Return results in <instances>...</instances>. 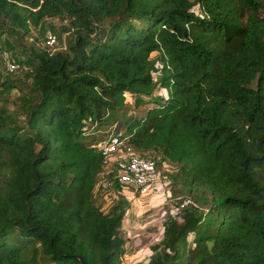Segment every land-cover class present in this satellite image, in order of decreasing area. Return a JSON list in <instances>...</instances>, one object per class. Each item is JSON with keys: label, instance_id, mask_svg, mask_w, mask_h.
<instances>
[{"label": "trees", "instance_id": "16d2710c", "mask_svg": "<svg viewBox=\"0 0 264 264\" xmlns=\"http://www.w3.org/2000/svg\"><path fill=\"white\" fill-rule=\"evenodd\" d=\"M53 18L75 38L32 46L23 79L0 51V95L17 88L25 119L0 107V264H122L125 186L108 203L100 188L99 144L118 129L174 167L167 197L204 207L179 210L148 264H264V0H0L21 45Z\"/></svg>", "mask_w": 264, "mask_h": 264}, {"label": "rangeland", "instance_id": "374dc122", "mask_svg": "<svg viewBox=\"0 0 264 264\" xmlns=\"http://www.w3.org/2000/svg\"><path fill=\"white\" fill-rule=\"evenodd\" d=\"M198 11L197 6H194L192 8V12L195 13ZM5 29V32L0 37V51L1 56L6 57L11 62H14L19 65V69L15 72H8L6 71L4 65L3 68L5 69V77L9 80H17V79H23L24 75L27 71L30 70L32 66V59L30 58V49L32 46L34 47H47L46 45V35L48 33L53 34L57 40V44L54 47L53 50H63L67 45L73 41L75 38V35L72 33V31L68 30V25L66 21L53 18V19H47L45 20L41 27L36 30L32 31L31 36L26 37L23 39L24 45H21L19 41H21L20 38H18L16 35H12L11 32L7 28H1ZM160 65L157 63L153 65V73L156 76L159 75V67ZM19 85L22 87L23 85L19 83ZM24 91L27 90L26 86L22 87ZM161 94L164 93L162 90L160 92ZM18 96H19V90L17 88H13L12 91L9 94L0 95V107L4 106L9 113L13 114L14 116H17V118L20 120V122H24V115L20 113L19 108L17 107L18 103ZM144 107L139 108H131L128 111L127 118L132 116H139L143 114ZM110 126L104 125L97 129L95 133H91L86 137V140L89 141L92 138H99L103 139L106 136V133L108 132ZM159 172L161 175V183L160 186L155 189V192H157V199L156 201H150L146 199V195L141 196H135L133 199L135 203L131 202V215L135 219H147L151 224L154 222L155 218L160 219L159 222L161 223V227L163 228V234L159 235L157 234V231H150V229H147L146 231L143 230V236L147 235H159L161 236L159 239L155 237L156 241H154V245L156 246L154 248V251L158 252L161 250L162 242L164 239V229L166 227V224L171 221L172 219H179L180 220V212L178 210L176 201L170 197H167V195H171V192L176 195V190L179 188V185L175 183V170L173 166H168L165 164L163 167H159ZM104 179V178H103ZM102 179V180H103ZM124 191L127 193L128 188L123 187ZM123 191L121 188L118 189V192ZM99 195L96 197V202H100L102 206H104V201L100 197V194H102L101 189L98 190ZM133 193V192H132ZM131 193V194H132ZM183 193V192H181ZM193 200L196 204V209L198 212L203 211V206L201 205V200L197 199L196 197H193ZM106 206L105 208H107ZM162 208V210H161ZM167 209V210H163ZM136 214V215H135ZM180 215V216H179ZM152 219V220H151ZM151 220V221H150ZM135 223V222H134ZM142 234V233H141ZM139 243L140 247H144L146 245H149V242L153 241V239H147L146 237L137 238L136 239ZM40 254V252H39ZM160 255V254H159ZM133 258V257H132ZM131 261V260H127ZM40 264H44V261L39 259ZM147 262V258H143L142 261H139L136 264H143Z\"/></svg>", "mask_w": 264, "mask_h": 264}, {"label": "built area", "instance_id": "2783aa9c", "mask_svg": "<svg viewBox=\"0 0 264 264\" xmlns=\"http://www.w3.org/2000/svg\"><path fill=\"white\" fill-rule=\"evenodd\" d=\"M45 42L47 47L52 50L57 44L55 36L50 33L46 35ZM3 65L8 72H15L19 69L18 64L11 62L6 57L3 58ZM99 151L107 174V177L101 180L100 188L105 190L104 198L107 203L114 198L113 193L110 191L113 181L128 188L127 193L124 189L123 192L132 196H144L160 186L161 175L154 161L151 158L137 154L127 144V136L122 130H114L108 135L99 144ZM172 199L176 201L178 210L185 209L190 205L196 206L194 200L189 196H177Z\"/></svg>", "mask_w": 264, "mask_h": 264}, {"label": "crops", "instance_id": "0c3cea01", "mask_svg": "<svg viewBox=\"0 0 264 264\" xmlns=\"http://www.w3.org/2000/svg\"><path fill=\"white\" fill-rule=\"evenodd\" d=\"M127 201H128V209L122 219L121 222V234L125 238L124 244V254L122 257V264H136L139 261H142L143 258H147V262L143 264H148L150 262L151 257L156 254L154 248V241L156 238H160V234H163V228L161 227V223L159 222L160 219L155 218L153 224H151L147 219H135L133 215H131V202L135 203L133 199L135 196L130 194H125ZM129 196V197H128ZM146 199L152 201H156L157 199V192L153 190L149 194L146 195ZM162 210V208H161ZM167 210V209H163ZM152 220V219H151ZM150 220V221H151ZM135 222V223H134ZM150 229V231H157L159 235H147L143 236V230L146 231ZM142 233V234H141ZM146 237L147 239H153V241L149 242V245L144 247H140L137 238ZM133 257V258H132ZM127 260H131L130 262Z\"/></svg>", "mask_w": 264, "mask_h": 264}, {"label": "water", "instance_id": "95a60500", "mask_svg": "<svg viewBox=\"0 0 264 264\" xmlns=\"http://www.w3.org/2000/svg\"><path fill=\"white\" fill-rule=\"evenodd\" d=\"M80 264H86V262L84 261V259L82 257H78Z\"/></svg>", "mask_w": 264, "mask_h": 264}]
</instances>
